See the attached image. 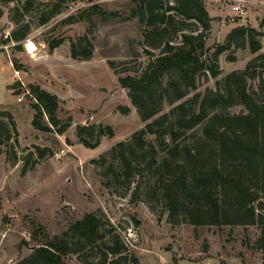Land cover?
<instances>
[{"label": "rangeland", "instance_id": "1", "mask_svg": "<svg viewBox=\"0 0 264 264\" xmlns=\"http://www.w3.org/2000/svg\"><path fill=\"white\" fill-rule=\"evenodd\" d=\"M204 2L212 17L207 40L211 53L225 45L239 27L259 29L264 52V0H244V12L233 9L236 0ZM93 4L127 12L132 0H67L64 11L47 24L40 22L47 6L37 0L25 15V21L32 23L29 36L0 45V108L12 111L20 133L17 142L0 152V264H23L40 246L34 234L41 236V231L67 237L72 264H86L81 257L102 264L96 258L99 248L87 242L76 244L78 240L70 232L74 222L89 213L102 219L107 235L116 229L129 253L142 264H264L259 225L174 224L162 193L155 189L150 194L152 182L145 174L127 180L119 160L102 161L104 154L130 140L152 120H142L129 89L119 81L121 75L134 74L147 65L150 55L143 50L137 20H96L84 11ZM0 7L4 9L0 38L6 39L20 26L12 20L18 15L17 3L0 2ZM69 15L81 19L63 22ZM92 18L94 24H90ZM84 35L93 43L94 55L85 60L74 58L72 42ZM59 39L64 42L52 51L49 42ZM30 42L36 44L35 51ZM137 51L142 53L140 57L134 55ZM256 56L250 47L233 46L224 51L218 57V79L245 69ZM110 60L117 61V68ZM15 70L20 71L21 79ZM251 81L259 83L258 79ZM216 83L211 75L203 77L190 96L203 94L209 87L216 89ZM31 85L60 98L58 127L51 125L52 130L42 131L33 125L38 101ZM22 95L25 98L20 101ZM169 109L167 106L165 111ZM244 109L235 105L228 111L241 113Z\"/></svg>", "mask_w": 264, "mask_h": 264}, {"label": "trees", "instance_id": "2", "mask_svg": "<svg viewBox=\"0 0 264 264\" xmlns=\"http://www.w3.org/2000/svg\"><path fill=\"white\" fill-rule=\"evenodd\" d=\"M36 1L0 0L17 3L18 15L12 20L20 25L6 39L0 38V45L29 36L32 23L25 21V15L35 8ZM40 1L47 6L41 14V24L60 15L67 2ZM84 11L104 22L137 20L143 50L150 55L147 65L134 74L121 75L119 81L129 89L142 120H152L130 140L119 142L104 154L102 161L119 160L127 180L145 174L152 182L150 194L155 189L162 193L174 224L259 225L262 231L258 243L264 248V52L258 39L262 32L254 27H239L230 33L225 45L211 53L207 40L212 17L204 0H132L127 12L109 11L100 4ZM3 15L0 7V19ZM80 19L79 15H69L63 22ZM89 21L94 24L95 19ZM189 24L195 28L189 29ZM63 42H49L50 49L53 51ZM233 46L250 47L257 56L245 69L219 80L218 57ZM94 51L87 35L72 42L74 58L90 59ZM141 54L137 51L134 55ZM109 63L117 68V61ZM209 75L217 79L216 89L209 87L203 94L190 96L198 90L201 79ZM250 79H258L259 83H249ZM31 86L38 101L33 125L42 131L52 130L51 125L58 127L60 98L38 85ZM235 105L243 106L245 111L229 112L228 108ZM167 106L170 109L165 111ZM58 131L64 132V128ZM107 131L114 136L111 127ZM19 135L12 111L0 108V152L17 142ZM108 170L111 172L113 166ZM102 226V219L89 213L76 220L70 232L77 238L76 244L87 242L99 248L96 258L102 264H142L129 253L116 229L107 235ZM34 236L40 246L23 264H69L73 260L67 237H52L44 231ZM81 258L92 264L88 258Z\"/></svg>", "mask_w": 264, "mask_h": 264}, {"label": "built area", "instance_id": "3", "mask_svg": "<svg viewBox=\"0 0 264 264\" xmlns=\"http://www.w3.org/2000/svg\"><path fill=\"white\" fill-rule=\"evenodd\" d=\"M244 0H236V4L233 6V9L236 11V12H244V9H243V2ZM0 63H1V59H0ZM15 74L16 76L21 79V74H20V71L18 70H15ZM26 93H29L31 94L32 96H34L30 90H28ZM25 93V95H26ZM25 95H22L19 97L20 101H22L24 98H25Z\"/></svg>", "mask_w": 264, "mask_h": 264}, {"label": "bare ground", "instance_id": "4", "mask_svg": "<svg viewBox=\"0 0 264 264\" xmlns=\"http://www.w3.org/2000/svg\"><path fill=\"white\" fill-rule=\"evenodd\" d=\"M30 49L35 51L37 49L36 44H34L33 42H30Z\"/></svg>", "mask_w": 264, "mask_h": 264}, {"label": "water", "instance_id": "5", "mask_svg": "<svg viewBox=\"0 0 264 264\" xmlns=\"http://www.w3.org/2000/svg\"><path fill=\"white\" fill-rule=\"evenodd\" d=\"M73 261V260H72ZM72 261H69V264H72L73 262Z\"/></svg>", "mask_w": 264, "mask_h": 264}, {"label": "crops", "instance_id": "6", "mask_svg": "<svg viewBox=\"0 0 264 264\" xmlns=\"http://www.w3.org/2000/svg\"><path fill=\"white\" fill-rule=\"evenodd\" d=\"M12 85V84H11ZM12 91V89H10Z\"/></svg>", "mask_w": 264, "mask_h": 264}]
</instances>
